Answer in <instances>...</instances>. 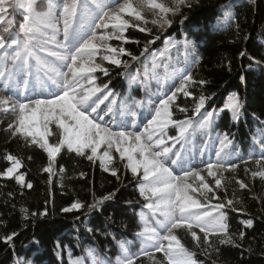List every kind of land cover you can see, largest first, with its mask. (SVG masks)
I'll return each mask as SVG.
<instances>
[{"label":"trees","instance_id":"16d2710c","mask_svg":"<svg viewBox=\"0 0 264 264\" xmlns=\"http://www.w3.org/2000/svg\"><path fill=\"white\" fill-rule=\"evenodd\" d=\"M51 1L73 17L76 45L79 23L93 35L103 9ZM95 1L106 9L120 0ZM183 6L162 31L113 29L121 65L104 78L114 87L137 77L115 116L143 127L152 159L170 169L141 174L119 162L110 173L74 147L51 163L0 118V264H264V0ZM11 21L18 33L22 17ZM198 155L225 174H208L218 187L188 203L176 189L185 167H176L199 164ZM188 207L189 227L173 220Z\"/></svg>","mask_w":264,"mask_h":264},{"label":"rangeland","instance_id":"374dc122","mask_svg":"<svg viewBox=\"0 0 264 264\" xmlns=\"http://www.w3.org/2000/svg\"><path fill=\"white\" fill-rule=\"evenodd\" d=\"M191 1L193 0H120L115 6L105 9L101 20L97 22L96 35L86 40L81 52H76L75 57L70 58L67 71L62 76L65 79L64 91L52 96L54 88L59 89L55 82H51V96L48 99L19 102L0 90L1 120L8 124L13 133L32 138L41 144L52 157L60 149L59 141L62 140L70 146L81 147L110 171H113L116 159L136 167L152 166L149 148L140 135L110 131L95 124L83 112L84 97L92 90V84L90 79L84 81L80 78L84 73L103 70L104 65H121L113 44L115 37L110 34L113 29L128 26L145 33L149 30L162 31L171 23L173 15L181 6L184 7ZM14 2L25 11L32 21L33 29L41 31L45 27L46 32L50 33H46L42 39L47 43L42 55L34 50H25L18 45L16 39L12 40V51L31 57L49 69L51 76L58 75L55 66L48 64L55 63L60 57L65 58L67 52L65 49L54 51L53 38L57 29L55 8L45 0H0V20ZM3 31L2 29L0 32V44L3 41ZM25 33L21 32V35ZM9 47L11 45L4 51L8 52ZM257 166L258 173L264 176V160ZM224 171L216 166L197 169L180 178L179 188H188L193 197H205L218 187L217 182L213 185V180L207 181V175L212 173L221 181L218 177L225 174ZM227 177L226 174L224 178ZM205 183L209 185L206 190L203 188Z\"/></svg>","mask_w":264,"mask_h":264}]
</instances>
